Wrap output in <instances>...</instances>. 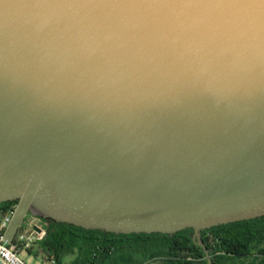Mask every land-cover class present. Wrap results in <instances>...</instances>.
<instances>
[{
    "label": "water",
    "instance_id": "1",
    "mask_svg": "<svg viewBox=\"0 0 264 264\" xmlns=\"http://www.w3.org/2000/svg\"><path fill=\"white\" fill-rule=\"evenodd\" d=\"M3 238L264 217V0H0ZM36 232L40 229L33 228Z\"/></svg>",
    "mask_w": 264,
    "mask_h": 264
},
{
    "label": "trees",
    "instance_id": "2",
    "mask_svg": "<svg viewBox=\"0 0 264 264\" xmlns=\"http://www.w3.org/2000/svg\"><path fill=\"white\" fill-rule=\"evenodd\" d=\"M15 204L2 203L0 211ZM39 219L46 225L38 255L52 257L57 264H64V255L72 253L76 256L71 264H134L152 259H161L163 264H205L198 259L201 250L191 242L188 231L115 235ZM201 236L217 257L215 264H230L240 257L249 258L248 264H264V217L219 225Z\"/></svg>",
    "mask_w": 264,
    "mask_h": 264
},
{
    "label": "built area",
    "instance_id": "3",
    "mask_svg": "<svg viewBox=\"0 0 264 264\" xmlns=\"http://www.w3.org/2000/svg\"><path fill=\"white\" fill-rule=\"evenodd\" d=\"M15 207V206H14ZM14 207H11L5 211H0V264H31L27 262L22 257H20V252L22 248L27 247L29 243L35 240H41L45 231L43 228H39V232H35L33 229L29 232L22 228L12 244H7L3 238V233L7 227L10 218L13 214ZM33 264H57L55 259L52 257L41 258Z\"/></svg>",
    "mask_w": 264,
    "mask_h": 264
},
{
    "label": "rangeland",
    "instance_id": "4",
    "mask_svg": "<svg viewBox=\"0 0 264 264\" xmlns=\"http://www.w3.org/2000/svg\"><path fill=\"white\" fill-rule=\"evenodd\" d=\"M45 223L43 221H41L38 217L36 216H31L30 214L27 213L25 220L23 222V224L21 225L22 228H25L26 232L31 231L34 227L37 228H43L45 230ZM34 230V229H33ZM35 231V230H34ZM36 232V231H35ZM210 238V236H209ZM43 239V238H42ZM41 239V240H42ZM41 240H35L31 243H29V245L27 247L22 248L21 252H20V257H22L24 260H26L27 262H30L31 264L37 262L39 259L42 258V256H40V254L38 255L39 251H38V247H39V242ZM199 250V249H197ZM198 259L202 260L203 256L201 254L200 251H198ZM75 253L72 254H65L64 258H63V263L65 264H71L72 261L75 259ZM44 257V256H43ZM211 258L216 262V256L215 255H211ZM152 263L149 264H163L162 261L160 260H155V261H151ZM249 262V258H236L231 260L229 263L230 264H248Z\"/></svg>",
    "mask_w": 264,
    "mask_h": 264
},
{
    "label": "crops",
    "instance_id": "5",
    "mask_svg": "<svg viewBox=\"0 0 264 264\" xmlns=\"http://www.w3.org/2000/svg\"><path fill=\"white\" fill-rule=\"evenodd\" d=\"M155 260H160L162 261L161 259H152L150 261H147V262H144V263H134V264H149V263H152L151 261H155ZM163 263V262H162ZM66 264V263H65Z\"/></svg>",
    "mask_w": 264,
    "mask_h": 264
}]
</instances>
